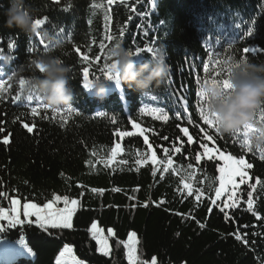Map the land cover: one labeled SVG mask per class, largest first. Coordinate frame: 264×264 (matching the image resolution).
I'll return each instance as SVG.
<instances>
[{
	"label": "trees",
	"instance_id": "1",
	"mask_svg": "<svg viewBox=\"0 0 264 264\" xmlns=\"http://www.w3.org/2000/svg\"><path fill=\"white\" fill-rule=\"evenodd\" d=\"M26 3L34 19L48 18L32 36L5 26L9 0H0V66L4 70L0 77L4 82V91H0V128L4 129L0 132V192L6 193L0 197V207L8 209L12 199H19L21 206L35 203L42 208L56 195L80 203L71 229L45 230L31 220L0 232V242L15 246L24 240L31 255L0 254V264H56L65 247L72 248L82 264H129L125 244L132 232L138 241L137 264L153 257L157 264H264V183L256 185L252 194L259 219L246 211L250 189L239 184L240 178L236 179L239 207L225 208L232 217L230 221L219 209L210 207L219 186V172L211 162L206 163L205 155H201L199 163L195 161L197 150L203 151L198 149L203 134L197 128L204 125L194 110L198 98L192 96V89L198 88L197 76L203 78L202 63H209V57L216 59L215 52L222 45L221 60L231 56L264 62V52L242 51L246 46L264 49V0ZM247 29L253 30L252 37L247 35ZM107 35L113 36L111 42L104 39ZM48 37H54V41L49 43ZM41 38L49 45L47 50L40 43ZM10 43L17 47L10 48ZM100 43L107 45L104 55L117 43L132 51L137 47L165 50L171 68L166 83L142 94L135 87L113 81L105 99L95 98L83 88L82 72L88 66L90 78L103 77L99 71L103 57L100 63L95 62ZM77 47L89 56V61L80 58ZM45 53L59 57L72 69V112L67 111L69 108L45 109L35 100L29 103L26 96L30 92L38 94L27 84L20 89L21 78L28 81L42 75L31 61ZM151 57V53L142 52L136 57L137 64ZM215 70L209 63V75ZM174 91L176 94L172 95ZM17 94L20 100L15 99ZM181 94L188 96V112L183 111L184 102L178 99ZM32 107L39 108L35 116L31 114ZM153 108L166 112L169 119L155 118ZM178 111L182 113L179 120ZM189 115L192 124L187 123ZM261 117L264 109L257 113L256 123ZM132 121L145 129L143 135L132 128ZM24 124L33 127V131L28 132ZM178 124L189 128L192 144L185 143L187 138ZM119 131L134 135L118 137ZM210 133L216 135L217 142H208L209 146L222 147L225 153L237 157L243 155L246 162L253 164L252 169H246L249 184L257 178L264 181V159L258 151L242 150L233 135L215 134L214 130ZM5 136L9 137L8 144L2 143ZM144 136L151 149L144 144ZM117 143L121 150L113 157L111 150ZM174 147H181V153H176ZM164 148H168L173 160L167 171L164 168L169 154ZM152 151L162 163L153 164ZM188 163H192V169L187 168ZM221 165L223 162L217 167ZM185 184L192 189V195H188ZM117 188L120 191H114ZM228 191L217 201L221 206ZM56 206L64 207L62 202ZM21 219L25 220L23 216ZM93 222L106 235L108 229L115 233L109 240V256L98 251L89 231ZM6 223L0 221L5 226Z\"/></svg>",
	"mask_w": 264,
	"mask_h": 264
},
{
	"label": "snow or ice",
	"instance_id": "2",
	"mask_svg": "<svg viewBox=\"0 0 264 264\" xmlns=\"http://www.w3.org/2000/svg\"><path fill=\"white\" fill-rule=\"evenodd\" d=\"M58 2V0H57ZM114 3V0H108V4L111 5ZM47 17H44L43 19L41 18H36L35 19V28L36 30L40 28L46 21ZM60 31H63L62 29ZM39 35V33H37ZM121 35L123 33L121 32ZM247 35L249 37L253 36V30L247 29ZM105 40L111 42L113 40L112 35H107ZM41 44L44 45V49L47 50L49 45L44 44L43 39L41 38L40 41ZM10 48H15L17 45L15 43H10L8 45ZM107 47L105 43H100L99 49L100 52L99 54L95 57V62L100 63L101 58L103 57V64L102 67L99 69L101 71L102 75L104 78H107L109 80L118 82V73H114L112 71L113 65L109 63V57L107 55H104V50ZM231 47V45H229ZM156 50L153 47H148L147 49H144L143 47H137L135 48L134 51L130 50L133 54L140 56L142 52H147L151 53L152 55L155 54ZM77 53H80L81 56L80 58L83 61H89V56L84 54L79 47L75 49ZM243 53L245 54H251L254 52H264V49H255V48H250V47H244L243 48ZM224 52L223 45L221 46L220 49H217L215 52L216 59H213L212 57H209V63L213 65V67L216 69L211 75H209V63H202V72H203V78L201 79L200 76H197V79L195 81V84L198 85V88L194 87L192 89V96L193 98H198L196 99V104H195V111L198 113V118L200 121H202L204 127H198L197 131L199 133H202V137L199 139V144H198V149H202V153L197 150L195 154V161L197 163L200 162L201 160V155H206L207 156V161L206 163L211 162L213 168L219 172L218 176V181H219V186L215 188L214 192V199L210 200V207H216L221 211V213L224 214L225 218L227 220H231L232 217L228 215L227 212H225V208H238L239 207V196L237 194V189L239 188V184H246L248 185V188L250 191H248L247 196H246V211L251 212L254 216H257V219H259V215L254 209L253 206V196L252 194L256 191V185H259L261 183H264V181H261L259 178L255 180L254 183L249 184V175L248 172L245 169H252L253 164L248 163L245 161V158L243 155L240 157H237L232 154H225L223 151L222 147L221 148H215L213 149L212 147H209L208 142H212L215 144L217 142V137L216 135H213L210 133V130H214L215 134H220L219 127L215 120L212 117V114L208 113L207 108H206V101L205 97L203 94V87L206 86L210 80L213 83H222L225 87L229 86V80L227 78V70L225 68V64L227 61L231 60V56L227 57V59L221 60L219 57L222 55ZM241 58H247L248 57H241ZM35 60H32L31 63L33 64ZM36 68L39 70L40 73H43V66L36 63L35 64ZM4 76V70L3 67L0 66V77ZM101 76H94L93 78H90V71L89 67L85 66L83 68L82 72V80H83V88L88 89L89 84L93 79H96ZM219 77V78H218ZM223 77V79H221ZM27 80L24 78H21L19 80V85L21 91L23 90L24 86L26 85ZM0 91H4V82L0 81ZM176 92L174 91L172 95H175ZM16 100H20V95L17 94L15 97ZM26 101L31 103L34 100L37 101L43 108L49 109L42 99L39 96H35L33 93H29L26 96ZM178 99L183 100V111L188 112L190 104L188 100V96L181 94ZM153 100H157V97L153 96ZM39 111V108L37 107H32L31 108V114L33 116L37 115ZM55 111V110H54ZM68 112H72L73 109L69 108L67 109ZM152 114L154 115L155 118L160 119L162 121H167L169 119L168 114L166 112H163L160 108H153L152 109ZM182 113L178 111L176 113V119H181ZM113 123H115V117H112ZM188 124H192V117L189 115L188 117ZM257 123L264 124V117H261V120L258 121ZM131 126L133 129H137L141 135L144 134L145 129L141 128L138 123L135 121L131 122ZM24 127L27 129L28 132L33 131V127L28 126V124H24ZM179 131L183 134V137H186L187 140L185 143L187 144H192L193 143V135L189 134V128L188 127H181L179 124L177 125ZM251 129L250 128H245L241 132L233 134V140L234 142H238L240 145V148L242 150H246L247 152H251L252 148L250 146V143L247 139L248 133ZM4 129L0 128V132H3ZM134 133L130 131H119L117 132L118 137H130L133 136ZM165 140L168 139V137H164ZM177 139H182L181 137H178ZM3 144H8L9 143V137L5 136L2 140ZM144 144L148 146L149 149H151V145L148 144V137L144 136ZM121 150V145L117 143L114 148L111 150V154L113 157L117 155V153ZM163 151L167 154H169V158L167 159L166 165L164 170L167 171L168 167L172 165L173 160L171 158V154L169 153L168 148H164ZM174 151L176 153H181V147H174ZM217 154L215 157L213 155V152ZM260 153V157L264 159V152L258 151ZM147 154H145V159H147ZM151 161L153 164L157 163H162V161L157 160L156 152L152 151ZM214 161V162H213ZM223 161V165L217 167L220 162ZM136 163H141V161L137 160ZM187 168L192 169L193 165L192 163L187 164ZM153 175H155V172H153ZM236 177H239V184L236 181ZM231 186V191H228V186ZM185 188L188 189V195H192V189L189 187L188 184L184 185ZM92 191H102L98 189H92ZM114 191H120V189H114ZM202 191V190H201ZM228 191V196L227 200L224 202L223 206L217 203V201H220L221 196ZM6 193L0 192V197H4ZM196 199H200V196L197 195ZM62 202L64 207L63 208H57L56 205L58 203ZM80 201L77 199H69L68 196H60L56 195L53 200H50L44 204V206L38 207L37 204L35 203H24L23 205V215L24 217H35L37 225L41 229L47 230L48 228L52 229H71L73 227L72 224V218L73 214L76 211L77 206L79 205ZM160 203H164V201H161ZM20 204L19 199H12L10 202V207L8 209L4 207H0V221H6V226L3 224H0V232L5 231L7 228H14L17 225H23L25 223V220H22L20 218V211L18 208V205ZM145 207H147V204H144ZM28 223H31V220L27 221ZM203 227V225H201ZM247 227V226H245ZM91 236L93 239L96 240L98 244V251L101 252L104 255H108L109 253V245H108V239L107 237L103 236V229L99 228L97 222H93L90 226L89 229ZM108 232L110 235H115L112 229H108ZM236 239H240L239 236H236ZM128 244L125 246L128 248V260L129 264H137L136 261H134V252H135V243H136V233L132 232L128 236ZM246 242V241H245ZM66 252L71 253V249L67 248L65 249ZM61 255H64L62 252ZM73 264H82L80 261H73ZM144 264H157V260L155 257L151 259V261H145Z\"/></svg>",
	"mask_w": 264,
	"mask_h": 264
},
{
	"label": "clouds",
	"instance_id": "3",
	"mask_svg": "<svg viewBox=\"0 0 264 264\" xmlns=\"http://www.w3.org/2000/svg\"><path fill=\"white\" fill-rule=\"evenodd\" d=\"M5 26L19 29L25 35L36 33L35 19L26 0H9L5 12ZM49 43L54 37H48ZM112 71L118 73V82L128 87H135L142 94L164 85L170 75L167 52L156 50L150 60L138 65L130 50L117 43L107 50ZM43 66L40 77L28 80L30 90H34L44 104L52 110L71 108L75 92L70 84L71 67L59 57L47 53L41 54L33 63ZM229 86L210 82L203 87L208 113L219 127L221 135H233L245 128H250L247 139L252 149L264 152V125H257L256 115L264 109V62H253L247 58L234 57L225 64ZM223 79V77H221ZM109 80L104 77L93 79L89 92L103 100L109 94Z\"/></svg>",
	"mask_w": 264,
	"mask_h": 264
},
{
	"label": "rangeland",
	"instance_id": "4",
	"mask_svg": "<svg viewBox=\"0 0 264 264\" xmlns=\"http://www.w3.org/2000/svg\"><path fill=\"white\" fill-rule=\"evenodd\" d=\"M54 1H56V0H54ZM209 147H212V146H209ZM212 148L215 149L214 147H212ZM225 154H228V153H225ZM213 155H214V157L217 155L215 153V151L213 152ZM205 158L207 159L206 155H205ZM221 162H223V161H221ZM238 178L239 177H236V179H238ZM56 207L59 208L58 206H56ZM18 208H19V211H20V218H21V216L24 217V215H23V212H24L23 206H21L19 204ZM77 208H78V206H77ZM77 208H76V211H77ZM75 212H74V214H75ZM74 214H73V216H74ZM24 219H25V221L34 220L36 222V219H35L34 216L33 217H28V218L24 217ZM57 229H60V228H57ZM102 234H103V236L107 237V239H108L109 253H108V255H105V256H109L110 253H111L109 240L113 237V235H110L109 233L106 235L104 231H103ZM128 243L129 242L127 240L126 244H128ZM137 244H138V241H137V237H136L135 252H134V257H133L134 261H136V262H137V256H136L137 255ZM67 248H70V247H65V249H67ZM65 249L63 250L64 255H61V254L59 255V257L57 258L56 264H73L74 260L77 261L76 258L74 257L72 248H70L72 250L71 253L66 252ZM126 251H127V259H128V248L127 247H126ZM99 253L102 254L101 252H99ZM0 254H4V255H8V254H23L25 256H31L30 255V251L26 247L24 240L20 241L18 243V245H15V246H11V243H9L7 241H1L0 242ZM102 255H104V254H102ZM128 262H129V260H128Z\"/></svg>",
	"mask_w": 264,
	"mask_h": 264
}]
</instances>
